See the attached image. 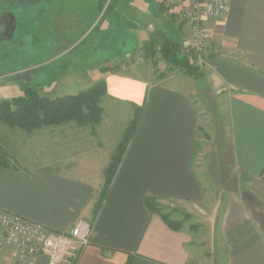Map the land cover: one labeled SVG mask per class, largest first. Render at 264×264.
Returning <instances> with one entry per match:
<instances>
[{"label":"crops","instance_id":"1","mask_svg":"<svg viewBox=\"0 0 264 264\" xmlns=\"http://www.w3.org/2000/svg\"><path fill=\"white\" fill-rule=\"evenodd\" d=\"M98 1L87 7L90 33L105 15ZM131 1L119 0L103 31L128 27L131 50L158 47L162 36L188 43V24L175 9L161 0L148 7ZM204 28L210 67L194 75L157 77L147 59L116 72L79 66L80 74H65L78 81L59 86L62 73L51 71L40 95L76 94L103 80L107 97L144 104L138 124L99 209L91 181L63 175L56 165L1 168L0 210L56 232L90 221V243L76 264H264V0H230L225 17L205 20ZM201 138L207 144L198 153ZM147 198L201 215L194 220L204 238L196 240L190 225L169 226ZM13 256L2 247L0 264ZM28 264H46V257Z\"/></svg>","mask_w":264,"mask_h":264},{"label":"rangeland","instance_id":"2","mask_svg":"<svg viewBox=\"0 0 264 264\" xmlns=\"http://www.w3.org/2000/svg\"><path fill=\"white\" fill-rule=\"evenodd\" d=\"M133 1L142 7L149 6V0ZM95 2L0 0V100L21 95L25 86H35L41 81L47 83L45 81L51 71L62 73L57 80L59 86L67 82L76 83V77L67 79L65 76L80 74L79 66L89 71L115 65L126 69L149 59L157 77L182 72L157 53L151 58L147 57L148 50L144 48L131 50L134 36L128 27H121V23L103 31L109 27V11L119 0L102 1L99 11L103 10L105 15L90 33L87 29L90 27L91 10L87 7L91 8ZM101 32H106L107 37L104 35L100 39ZM118 49L122 53L116 56L113 52ZM206 49L205 37V52ZM99 106L101 114L94 124L69 121L25 130L0 121V148L21 167L40 165L45 168L49 165L53 169L57 165L58 172L63 175L88 179L99 197L108 180L107 174L113 172L129 138L131 124L139 112L138 108L106 94L100 97ZM206 144V138L199 140L198 153H203ZM202 161L197 157V164L201 165ZM196 170L203 172L201 166ZM155 209L174 227L190 225L196 240L204 238L203 225L194 220L200 219L201 215L187 214L166 202H156Z\"/></svg>","mask_w":264,"mask_h":264},{"label":"trees","instance_id":"3","mask_svg":"<svg viewBox=\"0 0 264 264\" xmlns=\"http://www.w3.org/2000/svg\"><path fill=\"white\" fill-rule=\"evenodd\" d=\"M102 1L104 0H99L98 3L100 8L103 3ZM144 49L145 51L149 50L147 57L153 58L157 53L165 62L178 67L187 75H194L198 72V68L182 53L183 44L177 38L162 36L158 47L148 42L144 46ZM98 69L103 72H116L120 69V66H100ZM39 84L40 83H37L35 86H25L22 95L13 97L9 100H0V121L7 125L16 126L25 130L37 129L51 124H64L69 121H77L80 124H94L99 121L101 114L99 100L101 96L106 94V84L103 80L96 82L90 88L76 94L56 96L53 98L40 95L38 91ZM143 105L144 104H142L141 108H138L139 112L137 118L131 124V132L126 145L133 137ZM124 149L118 162L112 169L113 172L107 174L108 180L105 183L102 194L99 196L98 209L109 191L113 177L118 169L120 159L124 154ZM11 162H14L12 157L0 148V169L19 166L16 161L14 165H12ZM42 168L43 166L39 165L32 169L37 172L52 170V167H49V165H45V168ZM156 202L154 198L146 199L149 210L158 213L169 226L177 228L169 223L163 214L156 211Z\"/></svg>","mask_w":264,"mask_h":264},{"label":"built area","instance_id":"4","mask_svg":"<svg viewBox=\"0 0 264 264\" xmlns=\"http://www.w3.org/2000/svg\"><path fill=\"white\" fill-rule=\"evenodd\" d=\"M161 3L167 10L175 9L178 17L188 24L190 39L182 53L198 70L208 69L204 21L224 18L230 0H161ZM91 230L90 221L78 219L69 230L56 232L0 210V252L4 246L14 250L11 264H28L36 256H45L46 264H76L90 243Z\"/></svg>","mask_w":264,"mask_h":264}]
</instances>
